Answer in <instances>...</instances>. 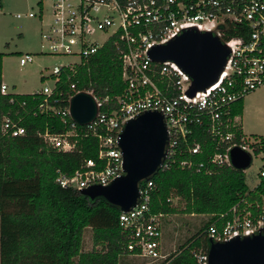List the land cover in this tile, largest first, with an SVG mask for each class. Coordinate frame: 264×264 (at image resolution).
Returning <instances> with one entry per match:
<instances>
[{
    "label": "built area",
    "instance_id": "obj_1",
    "mask_svg": "<svg viewBox=\"0 0 264 264\" xmlns=\"http://www.w3.org/2000/svg\"><path fill=\"white\" fill-rule=\"evenodd\" d=\"M37 6L38 13L30 11L25 16L40 18L42 22L47 12L48 19L41 31L43 44L48 48L45 53L74 58L70 63L53 66L54 84L38 91L43 99L35 107L40 113L56 116L62 129L46 126L37 134L48 147L61 151L74 150L83 136L94 135L99 140L98 158L87 159L82 169L70 177L60 175L57 181L62 187L82 190L93 185L107 186L122 176L125 170L121 133L127 121L148 110L161 112L169 131L167 156L161 169L180 165L209 173L212 165L233 167L234 147L249 152L252 158L261 155L264 160V151L256 152L264 141L245 135L240 115L232 111L237 101L264 85V0H38ZM189 29L212 32L230 48L218 82L193 97L187 94L192 83L189 75L174 61L158 62L150 56L153 47L166 44ZM110 42L115 43L120 54L126 88L114 98L116 104L112 107L107 105L109 97L102 99L84 90L94 96L99 111L91 123L79 125L72 118L69 105L70 99L82 90L75 83L66 91L57 89V85L65 72L75 71ZM32 60L31 53H24L19 64L23 66ZM165 82L164 89L161 85ZM171 85L180 91L177 95L170 93ZM0 92H10L3 81ZM106 105L109 109H104ZM200 128L206 129L215 142V152L208 155L207 161L192 157L204 152L201 142H190ZM0 132L18 137L24 135L25 128L5 115ZM187 153L188 157L179 159ZM247 169L243 171L246 173ZM262 179L264 165L252 189ZM153 188L151 181L141 184L138 205L121 212L120 225L131 237L128 249L136 256L157 262L166 258L162 253V220L167 214L152 211ZM262 230L264 194L260 199H252L247 193L228 211L212 215L207 235L224 242ZM194 255L197 264H208L209 247H198Z\"/></svg>",
    "mask_w": 264,
    "mask_h": 264
},
{
    "label": "trees",
    "instance_id": "obj_2",
    "mask_svg": "<svg viewBox=\"0 0 264 264\" xmlns=\"http://www.w3.org/2000/svg\"><path fill=\"white\" fill-rule=\"evenodd\" d=\"M4 55L0 52V85ZM122 72L117 46L110 42L75 71L65 72L57 89L66 91L75 83L79 90L92 91L102 99L109 97L107 105L112 107L116 104L114 98L126 88ZM161 86L165 89L167 82ZM169 90L174 95L180 92L172 85ZM42 99L39 92H0V125L3 117L10 115L25 128L24 135L18 137L0 132V264H121L125 257H136V252L128 249L131 237L120 225L121 210L117 206L102 197L91 199L74 187H62L57 181L60 175L70 177L82 169L87 159H97L99 140L94 135L83 136L72 151L48 147L37 131L46 126L59 131L62 126L56 116L35 108ZM244 101L242 98L233 105L234 114H242ZM107 105L104 109H109ZM194 141L203 144L204 152L192 156L193 159L207 161L208 155L215 152L212 137L200 128L192 136L191 144ZM261 151L264 146L258 145L256 152ZM188 156L187 153L179 159ZM211 168L206 173L172 165L148 180L154 184L153 212H179L172 205L178 198L185 202L181 212L209 216L186 243L163 261L154 263L197 264L194 250L209 247L207 228L212 215L228 211L247 193L252 199H260L264 194V179L252 189L243 170L228 165ZM86 229L91 230L92 236L89 250L83 248Z\"/></svg>",
    "mask_w": 264,
    "mask_h": 264
},
{
    "label": "water",
    "instance_id": "obj_3",
    "mask_svg": "<svg viewBox=\"0 0 264 264\" xmlns=\"http://www.w3.org/2000/svg\"><path fill=\"white\" fill-rule=\"evenodd\" d=\"M229 54L230 48L219 37L212 32L195 29L186 30L150 51L154 61H174L190 76L192 83L187 94L191 97L218 82ZM69 109L79 125L91 123L99 111L94 96L84 91L70 99ZM169 139L167 124L161 112L148 110L130 119L120 139L125 173L107 186L93 185L80 192L91 199L102 197L121 212L130 211L138 205L141 184L163 166ZM252 159V155L240 147L231 150L235 169L249 168ZM208 264H264V230L253 236L235 237L224 242L210 239Z\"/></svg>",
    "mask_w": 264,
    "mask_h": 264
},
{
    "label": "rangeland",
    "instance_id": "obj_4",
    "mask_svg": "<svg viewBox=\"0 0 264 264\" xmlns=\"http://www.w3.org/2000/svg\"><path fill=\"white\" fill-rule=\"evenodd\" d=\"M38 0H0V52L4 53L2 61V80L9 91L19 94L35 93L43 86H53L54 78L51 70L54 65L67 64L73 57L45 53L48 49L43 44L41 31L43 22L48 19L47 12L43 20L25 16L32 11L38 13ZM17 13L23 14L17 18ZM31 53L33 60L21 66V54ZM44 77L43 80L40 78ZM247 111L249 113L247 114ZM264 115V85L246 96V115L256 117L255 113ZM253 140V139H252ZM257 140V139H254ZM264 141V138L258 141ZM264 165L261 155H254L250 167L246 171V182L253 188L258 180V173ZM179 212L168 215L164 222V247L170 253L187 242L202 223L207 221L208 215H191L181 212L185 202L175 198L172 204ZM83 248H92L91 230L86 229L83 236ZM121 264H156L142 257H125Z\"/></svg>",
    "mask_w": 264,
    "mask_h": 264
},
{
    "label": "crops",
    "instance_id": "obj_5",
    "mask_svg": "<svg viewBox=\"0 0 264 264\" xmlns=\"http://www.w3.org/2000/svg\"><path fill=\"white\" fill-rule=\"evenodd\" d=\"M45 23L46 22H43L42 27H44ZM248 113H249V111H247V114ZM262 114L263 113H260V115H259L256 112L255 113L256 117H254V118L250 117V116H247L246 115V97H245L244 109H243L242 114L240 115V123H241V126H242L243 133L245 135L252 136V137H258V138H263L264 137V115H262ZM192 215H195V214H192ZM167 216L168 215H166L165 217H167ZM165 217L163 218V220L165 219ZM163 220H162V223H163V227H164ZM163 237H164V231H163V236H162V253H163L164 256L167 257L170 253L174 252L176 249H174L172 252L168 253L167 249L164 247ZM136 257H139V256H136ZM163 260L164 259H162L161 261H163ZM158 262H160V261H158Z\"/></svg>",
    "mask_w": 264,
    "mask_h": 264
}]
</instances>
